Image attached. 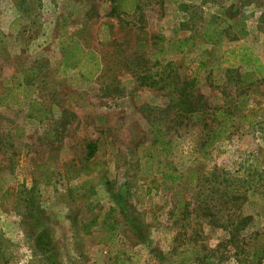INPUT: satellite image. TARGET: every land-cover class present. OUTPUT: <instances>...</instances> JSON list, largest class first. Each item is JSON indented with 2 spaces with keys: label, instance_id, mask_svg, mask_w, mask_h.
<instances>
[{
  "label": "rangeland",
  "instance_id": "374dc122",
  "mask_svg": "<svg viewBox=\"0 0 264 264\" xmlns=\"http://www.w3.org/2000/svg\"><path fill=\"white\" fill-rule=\"evenodd\" d=\"M221 8L245 18L239 41L264 61V0H0V94L13 89L22 103L0 106V264H180L185 247L199 249L187 264H264L259 88L249 90L247 119L205 156L200 126H182L163 87L196 77L194 90L214 105L246 91L226 82L203 36ZM159 36L167 48L189 37L195 45L152 68ZM73 39L96 53L92 76L85 58L64 73ZM34 100L45 120L29 116ZM155 122L182 140L171 160L184 173L177 183L140 175L136 149L153 140ZM91 142L98 149L86 159ZM110 218L120 221L115 238Z\"/></svg>",
  "mask_w": 264,
  "mask_h": 264
},
{
  "label": "trees",
  "instance_id": "16d2710c",
  "mask_svg": "<svg viewBox=\"0 0 264 264\" xmlns=\"http://www.w3.org/2000/svg\"><path fill=\"white\" fill-rule=\"evenodd\" d=\"M221 9H219L220 15L207 23L203 36L208 43L218 48L219 54L216 57V61L226 65V82H234L235 86L246 87V91L229 94L230 102L226 101L223 104L214 105L199 91V88H196V91L194 90L200 81L196 77H192L193 80L183 81L180 87L173 80L167 81L163 86L168 90L173 103H180L178 107L179 118L187 122L185 124L182 122V126H200V152L205 156L209 153V149L212 146L227 137L241 121L247 119L248 114L242 113V111H245L250 94L249 90L253 87L259 88L260 92L258 91V93L264 97V61L248 44L239 41V39L248 34L245 18L234 20L233 16L238 13L229 12L226 8ZM164 40V37H158L157 50L150 57L153 62L152 68H159L157 66L168 64L170 62L168 55L171 53H184L195 45V40L189 37L187 39L167 41L169 46L167 48L162 46ZM64 57V73H68L74 67H81V59L84 58L85 65L90 66L89 73L91 74L89 76H92L99 69V60L96 53L85 50L76 39H73L72 45L65 49ZM199 64V70L205 67L204 63ZM242 66L250 68L242 71L240 70ZM148 77L150 76L148 75ZM6 104H22L20 96L15 94L13 89H8L7 93L0 94V106ZM31 107L32 110L29 111V116L38 120L47 118L48 112L44 105L34 100ZM33 107L36 109H33ZM150 133L154 134L153 140L149 143H140L136 149L140 175L160 174L166 181L171 183L181 181L184 173L176 170L171 160L181 150L182 140L179 137H170L167 127L158 122H155L150 127ZM97 149L98 145L95 142H91L88 145L86 159L92 158ZM100 166L97 164V167ZM107 184H109V181H107ZM111 220L110 218V221H107L106 226L111 237L115 238L120 230V221ZM198 254V247H185L178 251V262L187 264L193 261ZM262 254L263 251L255 249L252 258L261 260Z\"/></svg>",
  "mask_w": 264,
  "mask_h": 264
}]
</instances>
